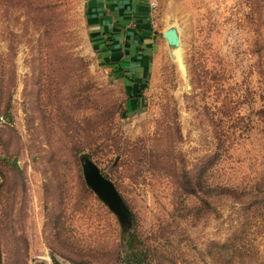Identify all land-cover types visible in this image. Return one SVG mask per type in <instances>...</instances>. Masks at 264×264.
I'll return each mask as SVG.
<instances>
[{
  "label": "rangeland",
  "instance_id": "rangeland-1",
  "mask_svg": "<svg viewBox=\"0 0 264 264\" xmlns=\"http://www.w3.org/2000/svg\"><path fill=\"white\" fill-rule=\"evenodd\" d=\"M156 25L180 45L135 90L96 59L80 0H0L2 264H127L129 232L142 264H264V0H161ZM206 184L237 197L206 208Z\"/></svg>",
  "mask_w": 264,
  "mask_h": 264
},
{
  "label": "crops",
  "instance_id": "crops-1",
  "mask_svg": "<svg viewBox=\"0 0 264 264\" xmlns=\"http://www.w3.org/2000/svg\"><path fill=\"white\" fill-rule=\"evenodd\" d=\"M96 59L114 76L138 88L154 67L166 27L151 21L147 0H80Z\"/></svg>",
  "mask_w": 264,
  "mask_h": 264
},
{
  "label": "water",
  "instance_id": "water-1",
  "mask_svg": "<svg viewBox=\"0 0 264 264\" xmlns=\"http://www.w3.org/2000/svg\"><path fill=\"white\" fill-rule=\"evenodd\" d=\"M163 34L170 46L177 47L180 45V38L175 27H167ZM82 166L87 183L118 214L120 221L130 226L131 215L129 209L121 202L119 195L113 190L108 180L104 179L97 167L88 160H85Z\"/></svg>",
  "mask_w": 264,
  "mask_h": 264
},
{
  "label": "trees",
  "instance_id": "trees-1",
  "mask_svg": "<svg viewBox=\"0 0 264 264\" xmlns=\"http://www.w3.org/2000/svg\"><path fill=\"white\" fill-rule=\"evenodd\" d=\"M96 166V165H95ZM97 167V166H96ZM101 175V174H100ZM102 176V175H101ZM103 177V176H102ZM104 178V177H103ZM106 179V178H104ZM212 191L216 192L218 195L222 196H229V197H237V192L234 188L225 186V185H218L216 187H209L207 184L204 186V195L205 198L203 202L206 205V208H210V200L209 197ZM192 194L195 192L192 190ZM140 240L135 232H129L128 236L125 241V254L124 260L127 264H142L145 261V251L140 247ZM233 239L227 238L226 241L217 243L215 247L219 252H222L227 259H231L235 256L236 248L233 249ZM0 264H2V257H1V247H0ZM54 264H59L56 260H54Z\"/></svg>",
  "mask_w": 264,
  "mask_h": 264
},
{
  "label": "built area",
  "instance_id": "built-area-1",
  "mask_svg": "<svg viewBox=\"0 0 264 264\" xmlns=\"http://www.w3.org/2000/svg\"><path fill=\"white\" fill-rule=\"evenodd\" d=\"M160 1L161 0H147L149 6V14L151 21L156 24V19L160 12ZM5 122V117L0 114V126Z\"/></svg>",
  "mask_w": 264,
  "mask_h": 264
},
{
  "label": "bare ground",
  "instance_id": "bare-ground-1",
  "mask_svg": "<svg viewBox=\"0 0 264 264\" xmlns=\"http://www.w3.org/2000/svg\"><path fill=\"white\" fill-rule=\"evenodd\" d=\"M178 47V46H177Z\"/></svg>",
  "mask_w": 264,
  "mask_h": 264
}]
</instances>
